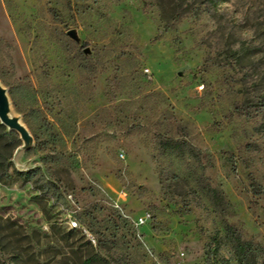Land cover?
Returning <instances> with one entry per match:
<instances>
[{
    "label": "rangeland",
    "instance_id": "obj_1",
    "mask_svg": "<svg viewBox=\"0 0 264 264\" xmlns=\"http://www.w3.org/2000/svg\"><path fill=\"white\" fill-rule=\"evenodd\" d=\"M0 82V264L264 262V0H0Z\"/></svg>",
    "mask_w": 264,
    "mask_h": 264
},
{
    "label": "trees",
    "instance_id": "obj_2",
    "mask_svg": "<svg viewBox=\"0 0 264 264\" xmlns=\"http://www.w3.org/2000/svg\"><path fill=\"white\" fill-rule=\"evenodd\" d=\"M0 126L4 127V125H0ZM161 145L163 148L174 152L188 151L194 157H198L200 154L198 150H196L186 141H180L173 138H165L161 141ZM0 168H2V170L4 168V165L2 163H0ZM228 231H229L230 239L235 242L234 247L237 251L239 261L242 264H259L256 258L257 251L255 245L251 241L242 240L241 237L237 235L236 231L232 229V227H230ZM61 239L66 242V245L71 248L72 253L75 255L81 252L80 250L82 247H86L88 249L90 248L91 251L90 253H88V255L85 258L86 263L96 261L99 259L102 261H106L105 258L100 256L95 251V248L90 241H85L86 236L82 234L80 230L71 229L68 232H64ZM225 262H227V260H225ZM262 264H264V262Z\"/></svg>",
    "mask_w": 264,
    "mask_h": 264
},
{
    "label": "water",
    "instance_id": "obj_3",
    "mask_svg": "<svg viewBox=\"0 0 264 264\" xmlns=\"http://www.w3.org/2000/svg\"><path fill=\"white\" fill-rule=\"evenodd\" d=\"M69 35L77 39L75 31H70ZM0 121L3 125L7 126L12 131H17L21 138L26 141L28 147L31 142V135L26 127L20 122L19 118L11 115L10 99L6 88L0 82Z\"/></svg>",
    "mask_w": 264,
    "mask_h": 264
},
{
    "label": "built area",
    "instance_id": "obj_4",
    "mask_svg": "<svg viewBox=\"0 0 264 264\" xmlns=\"http://www.w3.org/2000/svg\"><path fill=\"white\" fill-rule=\"evenodd\" d=\"M143 218L141 217L138 222L141 224L143 223ZM67 225H68V228L71 230V229H81L82 227L80 226L79 222L74 219V217H70L67 219Z\"/></svg>",
    "mask_w": 264,
    "mask_h": 264
}]
</instances>
